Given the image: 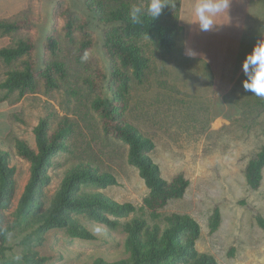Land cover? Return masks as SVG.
<instances>
[{
    "label": "rangeland",
    "instance_id": "374dc122",
    "mask_svg": "<svg viewBox=\"0 0 264 264\" xmlns=\"http://www.w3.org/2000/svg\"><path fill=\"white\" fill-rule=\"evenodd\" d=\"M125 1L133 6H145L148 2ZM165 2L170 5L163 9L161 19L176 21L179 0ZM195 3L189 6L191 22L195 20ZM235 6L231 5L228 11L215 17L222 29L202 32L196 27L190 32L191 36L197 34V43L193 45L200 52L205 48L206 53L210 51L213 55V61H209L215 65L216 74L196 50H192L194 56L185 55L184 32L176 33L175 46L169 53L153 42H139L149 59V67L143 83L132 84L124 118L153 140L150 155L164 179L170 180L173 175L182 173L188 180L183 196L169 200L158 210L159 219L152 220L142 207L148 189L137 169L127 161V145L104 135L101 121L91 107L96 95L91 79L97 77L99 70L107 73L108 63L102 50V29L84 1H0V19L34 18L30 28L0 36V47L12 45L19 38L32 37V58L38 68L45 38L53 31L61 43L58 60L64 62L67 69L66 80L58 89L45 90L39 79L36 92L20 98L12 93L0 102V139L12 150L15 138L34 146L33 128L40 118L48 116L52 128L67 119L71 128L67 139L69 150L53 158L48 171L50 181L43 189L45 206L65 171L83 161L115 177V184L100 191L118 202H130L136 208L128 217L119 218L114 228L82 219L94 239L70 237L63 228L48 230L42 243L33 245L40 256L46 257L44 264H92L97 257L106 261L126 258L129 252L124 247V221L143 217L149 223L161 224L163 216L171 213L188 214L198 222L200 233L196 248L211 254L218 264H264V228L257 219L261 217L264 221V168L257 189L249 188L244 175L247 161L264 141V109L256 115L257 105L254 104L263 98L244 90L243 71L230 69L238 67L237 61L240 58L243 61L248 48L251 49L250 32L241 31L239 21L233 22ZM65 8L88 23L93 44L81 55H78V34H74L71 42L63 38L64 20L60 12ZM233 25L239 28L235 33H232ZM85 52L88 59L82 61ZM11 67H21L20 61H15ZM7 69L0 62V80ZM2 94L0 90V96ZM10 162L16 169L13 210L29 177V163L15 154ZM215 207L219 209L220 221L210 232L209 221ZM31 230L15 229L7 234L0 264H22V238Z\"/></svg>",
    "mask_w": 264,
    "mask_h": 264
},
{
    "label": "trees",
    "instance_id": "16d2710c",
    "mask_svg": "<svg viewBox=\"0 0 264 264\" xmlns=\"http://www.w3.org/2000/svg\"><path fill=\"white\" fill-rule=\"evenodd\" d=\"M87 9L102 31V50L108 66L107 73L98 71L91 79L96 95L91 101L97 113L104 135L111 136L127 145V161L137 169L148 189L142 200L152 220H158V210L169 200L183 196L188 180L177 173L166 180L161 176L159 166L152 160L154 142L143 135L124 118L132 84H142L149 67L142 40L153 42L162 51L169 53L175 46L177 32H183L178 23L180 0L177 5L176 21H163L161 16L151 19L145 16L143 23L131 21L130 9L133 5L125 0H83ZM63 18V38L73 41L79 35L78 55L91 48L93 39L88 23L69 8L60 12ZM34 18L0 19V36L17 33L33 25ZM34 40L32 37L17 39L14 44L0 47V62L8 67L5 77L0 80V102L12 93L17 98L34 93L39 79L45 90L58 89L66 80L67 69L58 57L61 43L51 31L45 38L41 66L36 67L32 58ZM24 57V58H23ZM20 61L21 67H11ZM256 115L264 109V98L254 102ZM68 120L54 128L51 119L44 116L33 128L34 146L26 140L15 138L13 150L0 139V259L4 258L6 236L15 229H32L22 238V264H44L46 257L40 256L33 245H40L45 233L53 228H63L70 237L90 240L94 234L82 219L110 228L118 225L119 218H126L135 211L130 202H118L99 189L116 183L115 177L89 162H77L64 173L58 188L48 205L43 200L44 186L50 181L48 173L53 158L69 150L70 136ZM264 132V129H263ZM15 154L29 163V177L11 210L16 189V169L10 159ZM264 168V141L252 154L244 168L246 183L257 189ZM264 228V221L257 218ZM220 213L215 207L209 221L213 232L219 225ZM122 229L126 233L124 247L129 252L126 258L106 261L97 257L92 264H218L208 253L199 252L196 240L199 237L198 222L188 214L171 213L163 216L161 224L149 223L143 217H131L124 221Z\"/></svg>",
    "mask_w": 264,
    "mask_h": 264
},
{
    "label": "clouds",
    "instance_id": "9594fccd",
    "mask_svg": "<svg viewBox=\"0 0 264 264\" xmlns=\"http://www.w3.org/2000/svg\"><path fill=\"white\" fill-rule=\"evenodd\" d=\"M169 5L165 0H148L145 6H133L130 9L131 21L134 24H141L145 16H150L152 20L158 18ZM228 9L229 0H196L195 20L191 23L197 24L202 32L213 31L221 25L216 22L215 17ZM81 59L87 61L88 53L85 52ZM242 68L246 76L243 80L244 90L264 98V41L254 45L251 52L246 55Z\"/></svg>",
    "mask_w": 264,
    "mask_h": 264
},
{
    "label": "crops",
    "instance_id": "0c3cea01",
    "mask_svg": "<svg viewBox=\"0 0 264 264\" xmlns=\"http://www.w3.org/2000/svg\"><path fill=\"white\" fill-rule=\"evenodd\" d=\"M0 1H11V0H0ZM196 0H180V8H179V14H178V23L183 27V32L185 33L184 35V45H183V50L185 55H191L194 56L195 53H192L196 50L197 53L202 57V59H205L206 61L209 62V65L212 68V71L214 74H216L215 71V65L212 66L213 63H211L209 60L213 61V55L210 53L205 52V48L203 49L204 52H200V50L197 49L196 45H193V43H197V34H190L191 31H194L198 25H193L191 24V18H190V7L191 2H195ZM235 0H233V3H229V7L231 5H234ZM235 12L233 14L234 21H239L240 22V30L245 32L246 29L247 32H250L249 36V41L250 42V47L248 48V53L251 52L253 49L254 45L259 43L260 41H264V0H237L236 1V6H235ZM223 13V12H221ZM235 25V24H234ZM232 27V33L236 32L238 26ZM219 29H222L219 27ZM229 29V28H228ZM246 53V54H248ZM244 52V55H246ZM238 55V54H237ZM243 55V56H244ZM246 58V57H245ZM241 58L237 61L238 64L236 66H231L230 69L231 71L234 70L235 68L238 71H243L242 64L243 61ZM216 75H214V79ZM216 83V81H215Z\"/></svg>",
    "mask_w": 264,
    "mask_h": 264
}]
</instances>
